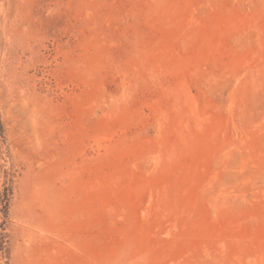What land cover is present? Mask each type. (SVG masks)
I'll list each match as a JSON object with an SVG mask.
<instances>
[{
  "label": "rangeland",
  "instance_id": "obj_1",
  "mask_svg": "<svg viewBox=\"0 0 264 264\" xmlns=\"http://www.w3.org/2000/svg\"><path fill=\"white\" fill-rule=\"evenodd\" d=\"M0 264H264V0H0Z\"/></svg>",
  "mask_w": 264,
  "mask_h": 264
}]
</instances>
